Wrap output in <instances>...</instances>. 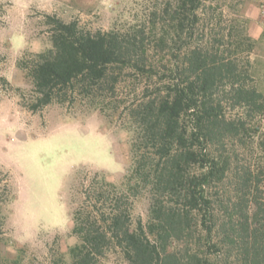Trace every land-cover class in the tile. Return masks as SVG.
<instances>
[{"label": "trees", "instance_id": "obj_1", "mask_svg": "<svg viewBox=\"0 0 264 264\" xmlns=\"http://www.w3.org/2000/svg\"><path fill=\"white\" fill-rule=\"evenodd\" d=\"M219 3L168 4L171 29L162 26L157 38L161 44L169 41L174 49V59L165 63L145 64L147 49L136 40L139 30L129 40L114 29L87 31L75 20L64 21L55 14H45L51 45L18 59L17 67L31 85L28 96L20 97L32 111L53 101L73 103L82 98L101 111L106 105L116 110L122 100L113 102L110 95L119 88L120 73L130 67L161 84L154 96L134 97L122 106L133 132L130 167L120 182L94 172L82 185L81 202L71 212L77 242L64 264H97L111 247L118 248L129 264H218L210 255L225 249L229 256L233 247L241 255L235 264H264V225H249L250 219L264 215V200L258 196L250 201L256 211L245 214L240 223L243 234L233 235L230 227L232 232L213 241L210 189L226 177L231 157L213 152L211 146L237 139L264 153V88L249 60L255 40L247 33L246 21L232 18L227 24L228 13ZM227 107L244 109L246 117L242 113L227 117ZM245 172L252 174L249 168ZM259 173L264 175V168ZM145 186L152 196L149 220L143 224L138 219L132 226L133 199ZM6 197L0 202V228ZM193 214L203 232L197 239H203L205 249L186 256L169 251L167 240L189 231ZM4 259L0 253V264Z\"/></svg>", "mask_w": 264, "mask_h": 264}, {"label": "rangeland", "instance_id": "obj_2", "mask_svg": "<svg viewBox=\"0 0 264 264\" xmlns=\"http://www.w3.org/2000/svg\"><path fill=\"white\" fill-rule=\"evenodd\" d=\"M172 1L0 0V202L6 195L8 198L1 210L4 220L0 253L5 258L2 264H64L70 260L68 250L77 242L71 232V212L81 202L82 185H87L94 172L120 182L130 167L133 132L122 106L134 97L139 100L154 96L161 86L155 77L148 78L130 67L120 73L119 88L110 95L113 102L122 100L116 110L106 105L101 111L86 98L73 103L53 101L37 111L28 109L20 95L28 96L31 85L17 62L20 57L51 45L45 14H55L64 21L75 20L80 28L90 32L114 29L129 40L139 30L136 40L147 49V65L150 61L165 63L174 59L171 43L157 40L162 26L167 24L171 29L168 4ZM217 5L226 8L227 24L232 18L246 21L247 33L255 40L249 60L259 86L264 88V0H220ZM113 71L119 69L114 67ZM236 113L246 117L244 109L227 107V117ZM211 149L231 157L226 177L210 189L216 241L232 232L230 227L234 228L233 235L243 234L241 221L245 214L252 216L256 211L250 202L252 197L264 200V175L259 173L264 168V153L237 139L215 142ZM247 168L252 171L251 176L246 174ZM257 178L261 180L258 188ZM151 197L149 186L140 188L134 197L132 226L138 219L143 224L148 222ZM193 215L189 231L167 240L169 251L186 256L190 251L205 249L203 239H197L203 232L201 226L194 224ZM261 224L264 225V215L250 219V228ZM231 249L227 251L229 256L223 249L210 258L218 264L225 260V264H235L241 255L238 248ZM97 264L129 263L118 248L111 247Z\"/></svg>", "mask_w": 264, "mask_h": 264}]
</instances>
